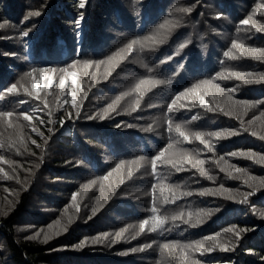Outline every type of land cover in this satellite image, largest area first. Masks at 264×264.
Listing matches in <instances>:
<instances>
[{
  "label": "trees",
  "instance_id": "16d2710c",
  "mask_svg": "<svg viewBox=\"0 0 264 264\" xmlns=\"http://www.w3.org/2000/svg\"><path fill=\"white\" fill-rule=\"evenodd\" d=\"M0 24V264H264V0H0Z\"/></svg>",
  "mask_w": 264,
  "mask_h": 264
},
{
  "label": "snow or ice",
  "instance_id": "6c2138e0",
  "mask_svg": "<svg viewBox=\"0 0 264 264\" xmlns=\"http://www.w3.org/2000/svg\"><path fill=\"white\" fill-rule=\"evenodd\" d=\"M85 5H86V0H79V6L81 8H84ZM257 7H260V6L257 5ZM188 11H191V9H188ZM31 15L39 16L40 15V12L37 11V12L31 13ZM27 18L28 17H25V19H27ZM82 19H83V15L81 14V16L79 17V20H82ZM250 19H251V17H249L247 19H244L242 21V23L243 24H248ZM79 20L76 22L77 23V27H79ZM0 27H3V25H0ZM27 34H28V31H23V33H22L23 36H26ZM134 43H136V41H132V43H129L127 45V47H126L125 50L130 52L132 50V45ZM233 47H237V45L234 44ZM224 55L225 56H228L229 53L228 52H225ZM79 63H80L79 61L76 62V64H79ZM92 63H95L97 65V67H98L99 64L104 63V61H96V62H93V61H83V64H84L85 67L89 66ZM76 64H73V65H70L67 68H61V69H58V70L57 69H46V71H43V72H42V70L45 69L43 67H40V68H32L31 71L25 72L24 73V76L21 78L22 80L27 79V78H31V90H29L27 87H25V89H24L25 92H27L28 95L32 96V95H35L36 92L38 91V89L40 87L41 81H40L39 78H37V76H36L37 73H39V77H42V75H43L44 79L46 80L45 87H47V85L48 84H51V82H52V76L51 75H47V73L48 72H56V71H59L61 73V76H60V79H59V86H60L61 89H64L65 82L68 79H71L72 85L75 86L77 84V80H76L77 73L73 69L76 67ZM65 73H67V75H65ZM234 75H236L238 77H240V76H243V77H253L256 74L251 73V72H245V73H234ZM105 78H107V74H105ZM261 79H264V75H260L259 78L256 80V82H259ZM246 82H252V81L249 80V81H246ZM141 83H144V82L141 81ZM210 84H211V81L203 80V81L200 82V84L194 85L192 88L188 89L187 92H181L180 93V96H178L175 100H173L172 101V104L169 105V110H171L172 105H175L177 103V100H179L180 97L197 94V89L200 88L201 85H210ZM139 87H140V85H137V88L138 89H139ZM16 88H17V84L16 83H13L10 87H7L3 91H7V92L11 93V92H14L16 90ZM76 92H77V88L76 87H72V90L70 92H68L67 95L72 97V101L71 102L75 106V108H76V114L78 116L79 115V109H80V103H78L77 100H76ZM80 95H81V102H82L83 97L86 96L87 93L86 92H81ZM229 99H231V97H229ZM199 103L201 104V106H204L203 99H201L199 101ZM234 103L241 104V105H248L249 104V101L241 100V101H234ZM108 107H109V109H111V108H114V105L113 104H110ZM105 114H107V109L105 110ZM225 114L226 115H232V112L231 111H227V112H225ZM12 115H13V113L10 112V111H0V121H3L6 118L12 117ZM262 115H264V114H262ZM92 118L93 117H88V119H92ZM24 119L25 120H28L29 119V116L25 115L24 116ZM100 119L103 120L104 119V116L101 115L100 116ZM192 119H196V117L193 116ZM119 126L120 125H117V127H119ZM127 126L128 127H135V125H131V124H129ZM147 130H149V129H145V131H147ZM245 130H247V129H245ZM49 131H51V129H49ZM169 131H171V126L169 128ZM175 131L185 141H188L189 140L191 134L189 132L185 131V130H182V127H181L180 124H176L175 125ZM252 134L253 135H256L255 132H253ZM201 135L202 134H200V133H196L195 134V138L198 139V140H200L201 143H204V140L201 138ZM216 135H220V133H216ZM260 139L264 140V135L260 136ZM33 143H35V141H33ZM37 146L39 147V145H37ZM206 147H207V145H206ZM168 148L169 149H172L173 146L171 144H169ZM176 155L177 154L175 153V151H173L168 157H166V159L168 160V162H173V160L176 157ZM232 155H237V153H232ZM161 157H165V152H163V151L160 152L159 156L152 160V167H153L154 170L156 169L157 160H159ZM139 159L140 160H143L144 157L141 156ZM259 160L262 161V162H264V156L259 157ZM123 163H124V161H121V165ZM201 163H203V162L200 161V160H196L194 162V164H201ZM174 166H176V164H174ZM36 167H39V164H37ZM119 167H120V165H117V169H119ZM177 170L178 171L181 170V167L178 166L177 167ZM236 171L239 172L241 170L237 168ZM109 175H111V173H109ZM129 175H131V172H129ZM105 179H107V177H105ZM210 179H211V177H210ZM249 179H254V178H249ZM245 183H248V181L246 180ZM260 183H261V185H264V180H261ZM205 191H207L209 193H212V194H215L214 190H212V189H207ZM223 191L227 192L229 190L228 189H223ZM254 191H255V189H254ZM188 194H190V193H188ZM250 195H253V193L252 192L246 193L245 194V198L247 196H250ZM72 200H73V206H75L76 196L75 197L72 196ZM95 211H96V209H93V214H95ZM173 219H175V217ZM55 223L57 225H59L60 224V221L57 220ZM144 223H147V221H144ZM144 223H142L140 225L141 229L144 227ZM158 223H163V221H158ZM48 227L51 229L53 227V225L50 224V225H48ZM63 230L66 231L67 228L65 227V228H63ZM153 230H155V229L153 228ZM229 230H231V229H229ZM123 231L124 230L122 229L121 232L116 233V235L117 236H120ZM55 234L58 235L59 232H56ZM39 235H40V233H36L35 236L29 237V239H36ZM103 235L106 236L108 234L107 233H104ZM49 239H51V235L49 233H44V238H43V241L42 242L47 243ZM207 239H209V240H215V237L214 236H210ZM92 242L93 243H97V242L102 243L103 241L100 240L99 237H96V238H93ZM115 242L116 241L114 240L113 243H115ZM84 246H85V242L84 241H81V242H79L77 244L72 245V247L74 249H76V250L82 249ZM164 247L167 248V247H169V245L168 244H164ZM184 247H186V248H199V250L201 252V255H203L205 252H211V251H213V248H211V247H208V248L201 247L199 241L196 242V245L195 246H193V245H186ZM220 250L221 251H228L230 249L225 248L223 245H221L220 246ZM131 251L135 252V251H137V249L133 248V249H131ZM121 254L123 255L125 253H121ZM189 264H200V262H198V261H189Z\"/></svg>",
  "mask_w": 264,
  "mask_h": 264
},
{
  "label": "clouds",
  "instance_id": "9594fccd",
  "mask_svg": "<svg viewBox=\"0 0 264 264\" xmlns=\"http://www.w3.org/2000/svg\"><path fill=\"white\" fill-rule=\"evenodd\" d=\"M43 71H46V69L42 70V72H43ZM41 78H44V77H43V75H42V77H41ZM73 196L75 197V194H74Z\"/></svg>",
  "mask_w": 264,
  "mask_h": 264
},
{
  "label": "rangeland",
  "instance_id": "374dc122",
  "mask_svg": "<svg viewBox=\"0 0 264 264\" xmlns=\"http://www.w3.org/2000/svg\"><path fill=\"white\" fill-rule=\"evenodd\" d=\"M0 25H1V24H0ZM0 29L6 30L4 27H0ZM0 193H2V192H0Z\"/></svg>",
  "mask_w": 264,
  "mask_h": 264
}]
</instances>
